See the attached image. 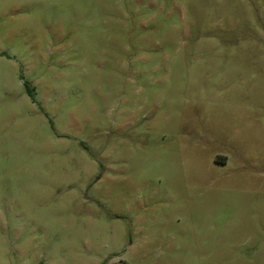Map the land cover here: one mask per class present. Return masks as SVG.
Masks as SVG:
<instances>
[{
	"label": "rangeland",
	"instance_id": "374dc122",
	"mask_svg": "<svg viewBox=\"0 0 264 264\" xmlns=\"http://www.w3.org/2000/svg\"><path fill=\"white\" fill-rule=\"evenodd\" d=\"M0 264H264V0H0Z\"/></svg>",
	"mask_w": 264,
	"mask_h": 264
},
{
	"label": "trees",
	"instance_id": "16d2710c",
	"mask_svg": "<svg viewBox=\"0 0 264 264\" xmlns=\"http://www.w3.org/2000/svg\"><path fill=\"white\" fill-rule=\"evenodd\" d=\"M31 95L33 98H35V94H34V91L31 90Z\"/></svg>",
	"mask_w": 264,
	"mask_h": 264
}]
</instances>
